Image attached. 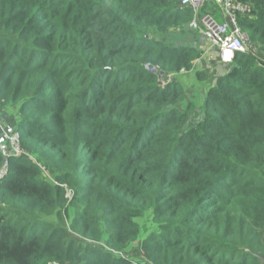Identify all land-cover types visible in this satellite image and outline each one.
Segmentation results:
<instances>
[{
	"label": "trees",
	"instance_id": "1",
	"mask_svg": "<svg viewBox=\"0 0 264 264\" xmlns=\"http://www.w3.org/2000/svg\"><path fill=\"white\" fill-rule=\"evenodd\" d=\"M180 1L0 0V264H264V0L215 79Z\"/></svg>",
	"mask_w": 264,
	"mask_h": 264
},
{
	"label": "built area",
	"instance_id": "2",
	"mask_svg": "<svg viewBox=\"0 0 264 264\" xmlns=\"http://www.w3.org/2000/svg\"><path fill=\"white\" fill-rule=\"evenodd\" d=\"M212 1L213 8H220L224 17L218 20L214 14L215 9L208 14L202 12ZM182 8H189L193 12V20L188 24L186 29H179V32H195L199 39L207 42L218 54V59L224 63H231L236 53H253L258 54V49L254 46L248 34L239 25L238 18L243 15H250L253 12L252 4L241 0H181ZM205 50L203 53H205ZM145 68L157 73L160 83L167 84L173 82L172 74H165L157 66L146 64ZM160 75L168 76L165 80ZM0 153L2 156V165L0 168V181L3 180L9 172V158L17 155H27L25 149L21 146L20 133L15 126L6 123L4 116L0 115ZM68 192L67 196L71 197ZM124 257V254L118 252ZM134 264H141L137 259L133 260ZM56 264V263H50Z\"/></svg>",
	"mask_w": 264,
	"mask_h": 264
},
{
	"label": "crops",
	"instance_id": "3",
	"mask_svg": "<svg viewBox=\"0 0 264 264\" xmlns=\"http://www.w3.org/2000/svg\"><path fill=\"white\" fill-rule=\"evenodd\" d=\"M208 6H209V8H213L214 7V3L212 1H210L209 4H208ZM216 9L214 11V14H215L216 18L218 20H223L224 17L222 15L221 11H220V8L217 7ZM176 35H177V38L176 39L182 37L185 40L184 43L189 44V45L196 46L202 53L206 50V49H200L198 47V45H194V44H191L189 42L190 40L193 41V40L196 39V37H198V35L195 32H184L183 31V32L180 33L179 31H177ZM252 44L254 46H256L258 50H260V46L258 44H254V43H252ZM217 54L218 53L213 48L210 47L209 49H207V51L205 53L202 54L201 59H200L201 61L199 60L198 64L196 65V68H198L197 66L201 62V64H203L205 68L208 67V71H209V68H212L213 69V72L221 73L223 70L226 69V67L218 59ZM258 54H260L259 51H258ZM183 74H186V72L183 73ZM215 78H216V76H215ZM215 78L213 77L212 79H215ZM182 80H183V82H184L185 85L189 83V85H186L187 88H190V89L193 88V85L190 84L191 81L189 79L182 78ZM4 119H5V117H4ZM6 123H9V121H6ZM9 124H11V123H9ZM11 125H13V124H11Z\"/></svg>",
	"mask_w": 264,
	"mask_h": 264
},
{
	"label": "rangeland",
	"instance_id": "4",
	"mask_svg": "<svg viewBox=\"0 0 264 264\" xmlns=\"http://www.w3.org/2000/svg\"><path fill=\"white\" fill-rule=\"evenodd\" d=\"M213 9H216V8H213ZM212 9L211 8H208V9H206V11H205V9L203 10V12H202V15L203 14H208V13H210L209 11H211ZM217 10V9H216ZM187 40V39H186ZM175 42H177V43H184L185 42V40L182 38V37H180V38H178V39H175ZM191 44H194V45H198V47L200 48V49H209L210 48V45L207 43V42H205V41H203V40H201V39H199V37H196V39L195 40H190L189 41ZM218 57V56H217ZM201 61V60H200ZM198 62H199V60L196 62V65L198 64ZM198 68H200V67H202V68H205L204 67V65L203 64H201V62H200V64L197 66ZM207 70H208V67L206 68ZM208 74H209V77L210 78H212V77H215L216 76V74H218L217 72H213V69L212 68H209V71H208ZM168 78V76H165V75H160V78L161 79H163V80H165V78ZM184 78H187V75L186 74H184ZM187 81V80H186ZM190 84L191 85H195V87L197 88V87H199V83L197 82V81H195L194 79H192L191 80V82H190ZM186 85H189V83L188 84H186ZM189 95H190V97L193 95V89L191 88L189 91ZM13 109H14V107H12ZM12 108H10V109H8L6 112H5V114H4V117H5V121H10L11 123L12 122H14L15 121V118H16V116L14 115V110H12ZM14 120V121H13ZM9 122V123H10ZM45 177L46 178H48V179H50V180H54L56 183H57V181L54 179V175L55 174H52V173H50V172H48V171H45ZM134 259H136V258H134ZM133 259V260H134Z\"/></svg>",
	"mask_w": 264,
	"mask_h": 264
},
{
	"label": "bare ground",
	"instance_id": "5",
	"mask_svg": "<svg viewBox=\"0 0 264 264\" xmlns=\"http://www.w3.org/2000/svg\"><path fill=\"white\" fill-rule=\"evenodd\" d=\"M14 126V125H13ZM16 128V127H15ZM18 131V130H17ZM19 132V131H18ZM12 157H19V156H17V155H14V156H12ZM23 157V156H22Z\"/></svg>",
	"mask_w": 264,
	"mask_h": 264
}]
</instances>
